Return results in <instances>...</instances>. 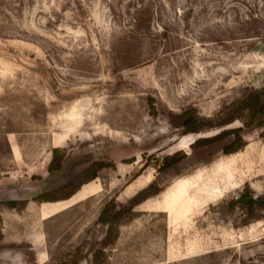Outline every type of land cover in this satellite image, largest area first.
I'll return each instance as SVG.
<instances>
[{
	"label": "rangeland",
	"instance_id": "1",
	"mask_svg": "<svg viewBox=\"0 0 264 264\" xmlns=\"http://www.w3.org/2000/svg\"><path fill=\"white\" fill-rule=\"evenodd\" d=\"M263 88L264 0H0V264H60L77 248L91 264L104 207L151 184L162 192L123 222L108 264H264L261 131L225 156L190 148L218 132L179 127ZM54 149L65 163L50 174ZM177 153L189 159L161 173ZM101 161L116 169L98 196L40 219L36 197Z\"/></svg>",
	"mask_w": 264,
	"mask_h": 264
},
{
	"label": "trees",
	"instance_id": "2",
	"mask_svg": "<svg viewBox=\"0 0 264 264\" xmlns=\"http://www.w3.org/2000/svg\"><path fill=\"white\" fill-rule=\"evenodd\" d=\"M150 114L157 117L158 113L153 102L150 103ZM264 88L260 90H250L245 96L226 107H224L213 118H200L194 114H185L181 117L179 127L183 129V134L188 135H206L212 132H218L215 136L204 137L196 140L191 149L193 154L200 151L221 148V153L225 156H231L240 153L245 149L247 143L245 135L254 131H261V137L264 139ZM240 123L241 127L232 128L234 124ZM192 154V155H193ZM189 157L179 153L163 160L160 166V172L166 173L174 170L185 163ZM65 163V156L59 149L52 151V160L48 166L50 174H56L62 171ZM115 170L114 163H106L104 161L95 162L81 177L66 186L65 188L52 193H44L34 199L39 204L58 203L70 200L81 187L95 181L98 175L105 170ZM150 185V184H149ZM162 191H156L154 184L137 194L131 199L130 206H119L115 200H111L102 210L97 225L105 228L100 245L94 251H91V264H108V250L114 248L120 238V227L133 215L136 206L142 204L146 199L159 195ZM245 199V198H242ZM150 201V200H149ZM252 205H260L264 209L263 199H258ZM14 209V208H13ZM2 217L0 214V244L4 240L1 232ZM85 254L81 248L68 253L60 264H81L86 260Z\"/></svg>",
	"mask_w": 264,
	"mask_h": 264
},
{
	"label": "bare ground",
	"instance_id": "3",
	"mask_svg": "<svg viewBox=\"0 0 264 264\" xmlns=\"http://www.w3.org/2000/svg\"><path fill=\"white\" fill-rule=\"evenodd\" d=\"M76 109L72 113L75 114ZM76 115V114H75ZM152 181V175L147 176L146 178H139L134 183H132L129 191L134 193L144 189ZM101 192V186L97 183V180L85 185L80 189V191L74 195L70 200L62 201L58 203H44L39 206V211L43 219L48 220L59 213L66 211L67 209L83 203L90 198L96 197ZM164 194V193H162ZM161 194V195H162ZM153 200V199H152ZM151 201V200H150Z\"/></svg>",
	"mask_w": 264,
	"mask_h": 264
},
{
	"label": "crops",
	"instance_id": "4",
	"mask_svg": "<svg viewBox=\"0 0 264 264\" xmlns=\"http://www.w3.org/2000/svg\"><path fill=\"white\" fill-rule=\"evenodd\" d=\"M38 215H39V217H40V219H41L42 221H46L45 219L42 218L41 213H40L39 210H38Z\"/></svg>",
	"mask_w": 264,
	"mask_h": 264
},
{
	"label": "water",
	"instance_id": "5",
	"mask_svg": "<svg viewBox=\"0 0 264 264\" xmlns=\"http://www.w3.org/2000/svg\"><path fill=\"white\" fill-rule=\"evenodd\" d=\"M82 187H83V186H82ZM82 187H81V188H82ZM79 191H80V190H79ZM79 191H78V192H79ZM78 192H77V193H78ZM75 195H76V194H75ZM73 197H74V196H73Z\"/></svg>",
	"mask_w": 264,
	"mask_h": 264
}]
</instances>
